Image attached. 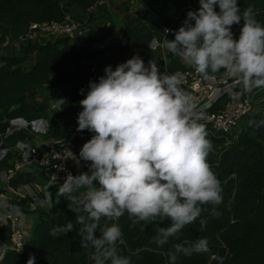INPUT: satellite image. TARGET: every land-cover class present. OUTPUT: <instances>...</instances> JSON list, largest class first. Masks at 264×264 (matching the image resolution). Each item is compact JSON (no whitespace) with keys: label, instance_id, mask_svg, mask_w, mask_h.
<instances>
[{"label":"clouds","instance_id":"9594fccd","mask_svg":"<svg viewBox=\"0 0 264 264\" xmlns=\"http://www.w3.org/2000/svg\"><path fill=\"white\" fill-rule=\"evenodd\" d=\"M198 2L199 8L187 11L174 30V39L167 38V49L204 80L223 69L241 87L234 99L264 89V23L256 19L254 7L241 9L238 0ZM233 25H240L238 38ZM104 72L98 82H89L79 101L77 131L94 133L79 152L80 160L90 162L88 171L69 172L59 195L68 198L69 209L77 214L81 247L90 249L92 264H131V257L118 250L123 239L119 225H101L102 218L117 220L127 213L143 226L168 221L150 237L163 247L198 218L204 231L207 219L202 213L221 215L217 209L223 202L222 187L207 162L213 145L199 122L203 114L181 87L180 74L162 73L155 60L145 65L135 55L115 70L106 66ZM79 190V196L74 195ZM73 227L71 222L58 224L50 235H65ZM209 244L203 236L174 243L166 253L168 264H176L180 255L205 254ZM27 264H35L34 255Z\"/></svg>","mask_w":264,"mask_h":264},{"label":"trees","instance_id":"16d2710c","mask_svg":"<svg viewBox=\"0 0 264 264\" xmlns=\"http://www.w3.org/2000/svg\"><path fill=\"white\" fill-rule=\"evenodd\" d=\"M100 1L0 0V42L8 36L19 38L34 21L63 20L70 14L72 6L87 10L93 5L99 6ZM142 1L144 10L137 13L131 12L130 6L124 2L122 23H113L105 32L63 35L45 42L28 40L21 43V56L0 55V148L8 150L0 157V170L10 164L16 143L29 135L23 129L8 133L12 119L31 121L40 117L44 109L36 98L40 88L68 85L61 94L60 114L73 115L82 111L79 101L85 98L89 82H98L99 77L105 75V67L112 66L110 57L105 55L106 50L95 47L97 40L122 37L132 48L155 38L163 40L165 26L179 28L187 11L199 8L198 0ZM238 5L241 9L253 6L256 19L264 23V0H238ZM232 31L238 38L240 25H233ZM108 49L112 54L125 51L123 45ZM34 53H37L36 61L27 67L24 63ZM167 56L170 70L186 68L176 54L169 52ZM48 130L55 137L63 134L56 122L51 123ZM207 134L213 145L207 162L222 187L223 202L217 209L221 215L213 218L207 212L202 213L201 218L207 219L204 231L200 230L198 218L183 228L178 240L171 238L163 247L150 242V237L155 235L158 226H168V221L143 226V222L134 224L127 213L117 220L102 218L101 225H119L123 239L118 243V250L131 257V264H168L166 253L172 244H186L202 236L210 241L209 251L191 257L180 255L176 264H264V112L251 116L235 137ZM34 179V174L20 173L10 183L18 186ZM10 199L28 205L22 197L12 196ZM67 199L58 200L48 209H40L42 215L26 238V248L23 251L6 250L3 264H27L30 254L35 256V264H92L88 259L90 249L81 247L82 225L76 222L77 214L69 209ZM67 222L73 224L72 231L58 237L50 235L52 228ZM0 235H3L1 231ZM96 235L99 236V232Z\"/></svg>","mask_w":264,"mask_h":264},{"label":"built area","instance_id":"2783aa9c","mask_svg":"<svg viewBox=\"0 0 264 264\" xmlns=\"http://www.w3.org/2000/svg\"><path fill=\"white\" fill-rule=\"evenodd\" d=\"M164 29L172 31L166 34ZM174 30H178V27L174 25L165 26L162 29L163 40L155 38L145 45L138 46L140 47L139 51L136 50L137 47L132 48L130 46L121 54H112L108 49L111 47L110 38L97 40L94 45L96 48L105 49V55L110 57V61L112 58L121 55L120 61L116 65H113L111 61L113 70L118 64L124 63L134 55L142 58L147 65L150 60L149 53H156L157 57H160L159 52H162L166 46L167 38L174 39ZM96 31L97 29H94L88 20L67 14L63 20L34 21L30 24L28 31L17 39L21 42L28 40L45 42L63 35H93ZM169 52L167 51V54ZM161 72L178 73L182 76L181 87L195 98L197 111L201 112L204 117L199 122L205 125L207 133L227 138L235 137L251 116L258 112H264V89H255L252 93H244L239 99H234L233 93L239 92L241 87L234 79L227 77L223 69L212 74L208 80H204L196 73L191 65L176 70H170L167 67ZM62 100V95H59L52 107L59 109ZM13 120L7 128L8 133L15 129H23L27 130L29 135L16 143L15 155L10 160V164L0 170V231L3 234L0 235V242L4 246L3 250L23 251L27 246L26 238L28 236L25 232V206L12 201L10 197H22L27 200V206L36 208L32 201L41 194L26 190L27 185L35 184L43 190L42 199L48 200L47 198L56 190L54 194L58 200L66 198V196L59 195L63 178L69 172L73 175H79L88 171L90 162L80 160L79 152L83 144L91 139L94 133L88 130L77 131L78 125H72L68 127L66 134L48 140L42 136L31 134L33 131L31 121L24 118L20 122ZM78 160L79 163H77ZM20 173L34 174L35 179L31 182L20 183L18 186L12 185L10 180ZM78 192L74 195L77 196ZM3 250H0V264H3Z\"/></svg>","mask_w":264,"mask_h":264},{"label":"crops","instance_id":"0c3cea01","mask_svg":"<svg viewBox=\"0 0 264 264\" xmlns=\"http://www.w3.org/2000/svg\"><path fill=\"white\" fill-rule=\"evenodd\" d=\"M124 2H126L130 6V10L133 13H137L139 11L144 10L142 0H102V2L100 3V5H104L102 10H96V9L93 10L95 6H92L90 10L87 9L88 11L86 12V17H82V18L88 20L92 24H95L94 22L96 21L97 31L105 32L108 30L109 27H106L104 25L105 24L104 20L111 18L110 17L111 15L112 17L115 16L118 18L113 23L117 25H120L122 23L124 14H125ZM101 16H103V18H100ZM101 19L103 20V23H100L102 22ZM99 26H101L102 28ZM115 42H118L119 45L116 46ZM21 43L22 42L19 39L13 38L12 36H8L5 41L0 42V55L8 53V54H12L15 56H21L22 55ZM122 45L125 47V50L129 49L130 47L129 42H127V40L122 37L116 40H111V46L119 47ZM136 50L139 51L140 47H137ZM167 51L169 50L165 46L163 48V51L159 52L160 57H157L156 53H153V52L149 53L150 60L152 59L157 62L160 68V71L168 67L169 58L167 56L168 55ZM36 55L37 53L30 55L29 59L24 63V65H26L27 67H31L32 64L36 61ZM116 57L117 58H112L111 60L113 65H116L117 63H119L121 55L116 56ZM185 64L188 65L187 63ZM65 87H68V85L63 84L59 87H51V86L45 85L38 90V92L36 93V98L38 102L44 106V109L40 117L31 120V128L33 129V131L31 132L32 135H38L48 140H52L57 137L49 133L48 127L51 123L56 122L61 126L62 131H63L62 135L67 133L68 127L72 125H78L77 123L78 113L73 114V115H61L60 108L57 109V108L52 107L53 102H55L57 98L59 97V95L63 93V89ZM21 120H23V118H16L13 121L20 122ZM7 151H8L7 148H0V157L5 155ZM24 188L26 189V187ZM26 190L27 191L29 190L31 192L33 191L36 194L37 193L41 194V196L37 197L36 200L32 201V203L36 205V208L34 206L24 207L26 211L25 220H24L25 225H26L25 232L27 235H29L31 234L35 223L37 222V220H39L40 216L42 215L40 212V209L50 208L52 205L57 203L58 199L56 198V195L54 193H51L50 197L47 198L48 200H46L45 198L42 199L41 198L42 195L44 196L43 190L41 189V187L36 186L35 184L27 185ZM82 191L83 190H80L77 193V196H79L80 192ZM3 247H4L3 244H0V250H3ZM6 250L7 249H4L2 252V259L4 257L3 254L6 252Z\"/></svg>","mask_w":264,"mask_h":264},{"label":"rangeland","instance_id":"374dc122","mask_svg":"<svg viewBox=\"0 0 264 264\" xmlns=\"http://www.w3.org/2000/svg\"><path fill=\"white\" fill-rule=\"evenodd\" d=\"M103 6L104 5H99V6H95L94 8H93V10H102L103 9ZM88 10H86V9H83V8H79V7H77V6H72V8H71V12H70V14L72 15V16H74V17H76V18H82V17H86V12H87ZM112 13V12H111ZM111 18H109V19H105L104 20V25L106 26V27H109L110 25H112L113 24V22L114 21H116L118 18L117 17H112V15L110 16ZM100 18H103V16H101ZM102 20V19H101ZM95 24H92V26L94 27V29H97V23H96V21L94 22ZM101 23H103V20H102V22ZM103 25V24H102ZM99 27H101V26H99ZM102 28V27H101ZM115 44H116V46L117 45H119L118 44V42H115ZM111 47H113V46H111ZM57 191V190H56ZM56 191H54V193L56 192ZM38 221V220H37ZM36 224V223H35ZM0 244H2V243H0Z\"/></svg>","mask_w":264,"mask_h":264}]
</instances>
